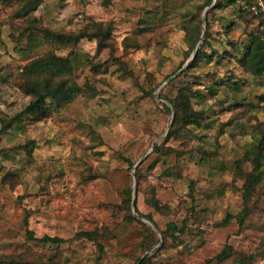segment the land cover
I'll return each instance as SVG.
<instances>
[{
  "label": "rangeland",
  "instance_id": "374dc122",
  "mask_svg": "<svg viewBox=\"0 0 264 264\" xmlns=\"http://www.w3.org/2000/svg\"><path fill=\"white\" fill-rule=\"evenodd\" d=\"M205 1L0 0V264H264V0Z\"/></svg>",
  "mask_w": 264,
  "mask_h": 264
},
{
  "label": "trees",
  "instance_id": "16d2710c",
  "mask_svg": "<svg viewBox=\"0 0 264 264\" xmlns=\"http://www.w3.org/2000/svg\"><path fill=\"white\" fill-rule=\"evenodd\" d=\"M223 0H215V3L213 5V7H217L218 5H220V3ZM211 4V0H206L204 6L206 7L207 5ZM205 23H208V21H206ZM206 28L207 25H206ZM44 33H47L49 37H51V39H53L54 41H58L60 42V44H62V46L65 45H73L75 43H77L79 41V39L81 37L86 36L87 34H85L84 32L78 31V32H69V31H65V30H49L48 28H45ZM98 33V32H96ZM208 34V30L205 31V38L204 40L201 42V44H199L198 49L194 52L192 59L196 60L197 58L200 57L201 53H202V45L204 43V41L206 40V36ZM199 35H197L196 38V42L197 40H199ZM99 47L102 45V42L99 41ZM193 50V49H192ZM72 53V51L70 52ZM192 53V52H191ZM190 53V54H191ZM189 54V55H190ZM255 54L259 56V60L257 61L258 65V69L259 70H263L264 69V48L258 47L257 50L255 51ZM52 59H57L59 61L64 62L65 58H58V56H53L51 57ZM46 62L51 63L50 60L48 61V59L46 60ZM48 63H43L40 62V60H37L35 62H32L29 66L30 68H28L29 71H32V69L34 70H38L40 68H45L44 66H47L51 69V71H45L47 72V78L43 79V87L45 88L44 92H42L41 90H37L36 87L40 86V80H36V77L34 78V82H35V87L32 85L30 86V92H32L34 94L35 99L31 102V104L28 106V112L30 113H36L38 112H44L45 110V99H47V97H54V96H64L68 93V85H67V79L64 78V76L59 77V75H61L62 70L50 65ZM37 64V65H36ZM48 68V69H49ZM44 70V69H42ZM28 71V72H29ZM168 77V76H167ZM32 81V82H33ZM31 82V81H30ZM33 82V84H34ZM33 89V90H32ZM184 95L181 93L179 94V98H175L174 100H171V106L165 104V109L170 112L171 111V107L174 110L173 113V117H172V121H171V128L169 129L167 135L171 134L176 126H178L181 123L187 124L190 122V118H192L193 120L197 119L195 114L192 111H189V106H187L186 104H188V101L184 102V100L188 99V98H184ZM159 97H162V94L159 92ZM197 121V120H196ZM154 149L155 150H160V146L159 145H154ZM170 151H172L170 149ZM259 156L257 157V163H260L259 161ZM258 169V166H256L253 170V173H249L248 174V179L244 184V188H245V201L248 200L251 196V191L254 188V185L256 184V180H257V176L255 171ZM137 172V171H136ZM131 191L127 192V197L126 200L128 203L131 202ZM149 220L151 219L150 216H146ZM170 227H174L173 223H169ZM80 236H96L98 235L97 231H81L79 232ZM43 241H50V242H62L63 238L59 237V236H43L41 238H39ZM147 261V256L144 257H139L136 259L135 264H145V262Z\"/></svg>",
  "mask_w": 264,
  "mask_h": 264
},
{
  "label": "water",
  "instance_id": "95a60500",
  "mask_svg": "<svg viewBox=\"0 0 264 264\" xmlns=\"http://www.w3.org/2000/svg\"><path fill=\"white\" fill-rule=\"evenodd\" d=\"M193 57V56H192ZM132 202H133V206H134V199H132Z\"/></svg>",
  "mask_w": 264,
  "mask_h": 264
}]
</instances>
